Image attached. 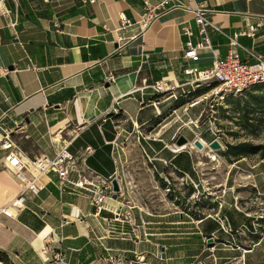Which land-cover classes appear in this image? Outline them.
Segmentation results:
<instances>
[{
    "label": "crops",
    "instance_id": "1",
    "mask_svg": "<svg viewBox=\"0 0 264 264\" xmlns=\"http://www.w3.org/2000/svg\"><path fill=\"white\" fill-rule=\"evenodd\" d=\"M145 1H6L17 26L11 28L10 19L0 14V123L11 131L25 162L41 154L54 157L68 145L76 158L71 179L76 180L77 170L86 166L103 178L116 176L118 181H127L129 144L137 139L158 159L169 161L186 180L188 175L199 180L191 152L175 154V144L167 145L165 138L171 136L167 140L175 142V136L185 129L196 133L185 122L179 124L176 117L164 122L178 111L184 118V114L202 116L204 109L198 114V105L203 95L211 93L195 94L201 85H192L184 70L188 66L210 68L214 55L203 49L198 61L185 59L182 46L188 36L184 29H194L195 42L194 6L204 5L218 27L208 26L217 55L223 59L233 51L242 61L254 62L250 50L264 58V0H181L183 5L161 9L159 17L141 30L135 22L146 9ZM148 1L158 4L161 0ZM125 19L132 25L122 28ZM251 26H257L254 36L247 34ZM120 36L124 41H119ZM231 39L238 45H231ZM109 76L112 81L107 80ZM156 81L172 86V90L155 91L152 85ZM172 93L184 103L173 107ZM148 133L159 138L148 141ZM6 155L0 148V207L22 188L6 165ZM39 181L43 189L38 194L27 193L25 208L15 209V216L0 212V251L8 256V261L0 260V264H102L101 257L108 251L128 258L127 253L134 256L137 252L150 264L158 259L156 251L165 245L158 242L161 237H155L159 233L149 231L147 210L134 208L132 222H115L113 212L120 206L119 200L107 199L106 210L96 216L92 192L72 185L62 191L56 172L39 176ZM253 183L264 193L256 178ZM227 185L231 191L230 177ZM217 197L222 201L217 200L222 207L215 209L213 218L217 225L219 217L229 221L226 208L241 212L233 200L234 192ZM208 220L205 217L195 223L194 244L207 237L217 240L214 248L202 250L210 251L205 258L211 264H248L247 255L258 248L260 255L250 264H264V232L246 250L236 243L234 234L219 235L217 226L202 230ZM228 223L235 231L243 228ZM218 251L225 253L217 255ZM56 254H62L64 261H55ZM162 258L160 264L164 260L179 263L176 256Z\"/></svg>",
    "mask_w": 264,
    "mask_h": 264
},
{
    "label": "rangeland",
    "instance_id": "2",
    "mask_svg": "<svg viewBox=\"0 0 264 264\" xmlns=\"http://www.w3.org/2000/svg\"><path fill=\"white\" fill-rule=\"evenodd\" d=\"M263 94L264 84L252 87L239 97L220 98L211 92L209 98L198 105V114L204 109L202 116L197 118L184 114L187 117L184 118L178 111L177 114L166 118L165 124L176 117L179 124L185 122L191 126L196 133L188 129L182 131L191 142L197 137L204 141L203 149L193 144L185 149L191 152L197 167L199 180H193L196 185L190 179L186 180L169 161L158 159L143 140V144L137 139L130 142L128 152L130 163L127 172L129 178L127 181L123 179L121 187L125 191V204L130 201L134 210L139 211V208L147 210L151 217L149 231L159 233L155 237H161L158 242L165 245L164 253L160 246L156 251L158 259L154 264H160L159 259L163 254L165 257L166 254L176 256L178 264H211L210 259L205 258L210 251L202 252L207 248L209 238L201 240L198 245L194 244L196 240L194 225L205 217L211 220L201 226L202 230L217 226L220 229L219 235L234 234L236 243L246 250L250 249L257 237L264 232L261 230L264 228V193H260L253 183V179L256 178L264 189V158L261 154L264 148L255 154L226 155L229 146H236L239 143L264 145V110L261 107ZM190 118L197 120L199 127H195ZM207 126L209 131L204 133L203 129ZM204 134L207 140L202 137ZM147 136L148 141L159 138L153 133H148ZM170 137L165 136L169 146L174 143L173 139L167 140ZM214 139L222 144V149L210 147ZM213 156L216 159H213ZM229 177L233 184L231 191L227 185ZM227 192H234L236 197L233 200L241 210L239 213L226 208L229 221L233 225L237 223L242 225L243 228L238 231L233 229L231 232L222 231L219 222L218 225H214L215 209L222 207L217 200L222 201L217 196L227 195ZM159 221L162 223H156ZM170 221L176 223L174 225L164 223ZM259 249L247 255L248 264L260 255ZM224 253L216 252L217 255ZM127 254L133 260V264H137L134 256ZM166 263L173 264V261L164 260L163 264Z\"/></svg>",
    "mask_w": 264,
    "mask_h": 264
},
{
    "label": "built area",
    "instance_id": "3",
    "mask_svg": "<svg viewBox=\"0 0 264 264\" xmlns=\"http://www.w3.org/2000/svg\"><path fill=\"white\" fill-rule=\"evenodd\" d=\"M7 0H0V14L7 16L9 26L14 28L17 26V20L11 19V10L6 5ZM84 2L94 3L96 0H83ZM146 9L141 15L140 20L135 22L141 30L146 29L150 24L159 17L161 9L177 7L183 5L181 0H161L158 4H151L148 0L145 1ZM195 22L197 33V40L194 42L193 37L195 32L193 28L187 27L184 29V34L188 36L187 41L182 46L183 56L190 61H198L200 59V50L209 49L214 55V61L210 68L199 69L188 66L184 72L186 75L191 76L189 81L192 85H211L215 86L211 92L224 98L228 95H240L249 90L252 86L264 83V58L262 55L257 54L254 50H250V55L255 58L254 62L242 61L235 52L229 51L225 58H220L215 52L211 39L208 34V26L212 25L218 28L208 17L207 10L204 5H195ZM132 25L129 20L125 19L122 28H127ZM257 31V26H251L250 31L247 33L249 36H254ZM124 37L120 36L119 41H124ZM231 45H238L235 39H231ZM112 81L111 76L107 78ZM152 88L159 93H166L172 90V86L164 84V82L156 81ZM170 98L176 100L178 96L175 93L170 95ZM207 94L202 96V100L208 99ZM195 127H199L197 120L191 119ZM0 129L3 130V135L0 137V148L7 151L5 157L6 165L14 172L17 180L21 182V191L17 194L7 206L0 207V212L9 216H15V209L25 208L26 194H38L43 189L44 184L39 181V176L56 172L59 176V188L63 191L67 185H72L76 188L92 192V204L96 209V216H100L103 210H106L107 199H113V180L118 177L103 178L94 170L85 166L82 171H78L79 175L76 180L70 178V173L75 169L76 158L75 155L69 150L68 145L61 148L56 152L54 157L46 154L36 156L30 162H25L22 157V151L19 145L12 138L11 131L3 128L0 123ZM202 140L201 137H197ZM185 151L184 148L173 150L176 154ZM188 178L195 184V182ZM120 178V185L122 182ZM196 185V184H195ZM114 200L120 201V206L113 212V221L123 223L125 220L132 222V210L134 206L130 205V201L125 204L126 196L123 187L118 193V198ZM221 227L226 232H231V226L226 218H218ZM162 252H165V246L162 247ZM134 258L137 264H150L142 256L134 252ZM55 261L63 262L64 257L62 254L55 255ZM102 264H133L131 258L125 257L124 254L119 252L108 251L101 257Z\"/></svg>",
    "mask_w": 264,
    "mask_h": 264
},
{
    "label": "trees",
    "instance_id": "4",
    "mask_svg": "<svg viewBox=\"0 0 264 264\" xmlns=\"http://www.w3.org/2000/svg\"><path fill=\"white\" fill-rule=\"evenodd\" d=\"M264 83H262V84H257V85H254V86H252V87H257V86H261V85H263ZM215 86V84H211V85H209V86H207V85H202L201 86V90H198V91H196L195 92V94H201V93H205L206 91H209V90H211L213 87ZM251 87V88H252ZM250 88V89H251ZM246 92V91H245ZM244 94V93H243ZM242 94H240V95H237V96H235V95H228V96H226V97H239V96H241ZM263 97H264V94H263ZM184 102H182V98L181 97H179L178 96V98L175 100V102H174V104H173V107H175V106H180V105H182ZM261 107H262V109L264 110V100H263V102L261 103ZM209 131V130H208ZM207 131V132H208ZM207 132H205V133H207ZM205 136V134L204 135H202V137L203 138H205L206 139V137H204ZM207 140V139H206ZM264 148V145H262V144H253V143H250V142H243V143H239L238 145H236V146H229L228 147V151H227V153H226V155H241V154H246V155H248V154H255V153H259L260 151H261V149H263ZM182 153H184V151H182V152H180L179 154H182ZM262 154V158H264V152H262L261 153ZM209 220H211L210 218H209ZM215 225V224H214ZM217 225V224H216ZM0 260L1 261H3V262H7L8 261V256L4 253V252H2V251H0Z\"/></svg>",
    "mask_w": 264,
    "mask_h": 264
},
{
    "label": "water",
    "instance_id": "5",
    "mask_svg": "<svg viewBox=\"0 0 264 264\" xmlns=\"http://www.w3.org/2000/svg\"><path fill=\"white\" fill-rule=\"evenodd\" d=\"M174 144H175V146H178V147L179 146L180 147H182V146H187L188 147L189 145L193 144V145L197 146L200 149L204 148V144H203V142H201L200 139L196 138L193 142H191L189 140V138H187L183 134H180V135L177 136ZM210 147L214 148V149H222L223 148L222 144L217 139H214L213 141H211ZM184 149H186V148H184ZM112 183H113V191H114V194H113L112 197L114 199H117L118 198V193L121 191V185H120L118 179H116V178L113 180ZM213 246H215V241H214L213 237H210L209 238L208 247H213ZM163 257H165V254H163Z\"/></svg>",
    "mask_w": 264,
    "mask_h": 264
},
{
    "label": "bare ground",
    "instance_id": "6",
    "mask_svg": "<svg viewBox=\"0 0 264 264\" xmlns=\"http://www.w3.org/2000/svg\"><path fill=\"white\" fill-rule=\"evenodd\" d=\"M201 142H204V141L201 140ZM205 146H206V145H205ZM186 147H187V146H183V147H180V146H179V147H178V146H173V149H175V150L177 151V150H179V149H181V148H186ZM213 159H216V157L213 156ZM18 181H19V180H18ZM19 182H20V181H19ZM20 184H21V182H20ZM6 191H9V190L6 189ZM6 193H7V192H6ZM10 194H11V193H10ZM6 195H7V194H5V197H6ZM11 196H13V195H11ZM9 200H10V199H9ZM9 200H6V198H5L4 201L8 202ZM8 204H9V203H8ZM8 204H7V205H8ZM7 205H6V206H7ZM3 207H5V206H3Z\"/></svg>",
    "mask_w": 264,
    "mask_h": 264
}]
</instances>
